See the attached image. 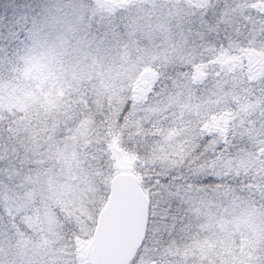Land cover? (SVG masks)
I'll return each instance as SVG.
<instances>
[{
    "label": "snow or ice",
    "instance_id": "snow-or-ice-1",
    "mask_svg": "<svg viewBox=\"0 0 264 264\" xmlns=\"http://www.w3.org/2000/svg\"><path fill=\"white\" fill-rule=\"evenodd\" d=\"M0 264H264V0H0Z\"/></svg>",
    "mask_w": 264,
    "mask_h": 264
}]
</instances>
